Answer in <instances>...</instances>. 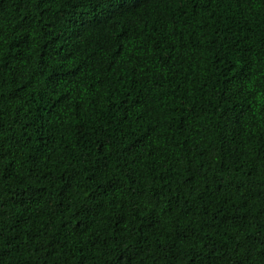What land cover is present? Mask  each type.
I'll return each mask as SVG.
<instances>
[{
  "label": "trees",
  "instance_id": "trees-1",
  "mask_svg": "<svg viewBox=\"0 0 264 264\" xmlns=\"http://www.w3.org/2000/svg\"><path fill=\"white\" fill-rule=\"evenodd\" d=\"M0 264H264V0H0Z\"/></svg>",
  "mask_w": 264,
  "mask_h": 264
}]
</instances>
